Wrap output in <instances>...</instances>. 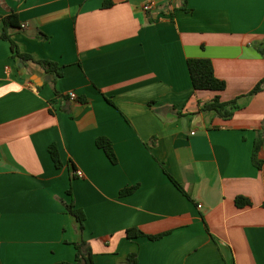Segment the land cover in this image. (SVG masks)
<instances>
[{
    "label": "crops",
    "instance_id": "obj_1",
    "mask_svg": "<svg viewBox=\"0 0 264 264\" xmlns=\"http://www.w3.org/2000/svg\"><path fill=\"white\" fill-rule=\"evenodd\" d=\"M12 11L21 52L62 76L14 57L0 17L2 264L73 262L81 241L94 264H264V87L248 95L264 78V0H0ZM191 57L210 58L226 88L195 89ZM216 95L238 99L231 117L201 109Z\"/></svg>",
    "mask_w": 264,
    "mask_h": 264
},
{
    "label": "trees",
    "instance_id": "obj_2",
    "mask_svg": "<svg viewBox=\"0 0 264 264\" xmlns=\"http://www.w3.org/2000/svg\"><path fill=\"white\" fill-rule=\"evenodd\" d=\"M187 3V0H184V4ZM113 4V0H103V6L104 7H110ZM2 18V21L4 23V30L2 33V37L4 39H7L12 44V49L14 52V57L17 59L27 60L32 59L36 62H38L45 70L50 72H55L56 77L62 76V72L60 71V66L50 60L46 59H34V57L29 53L21 52L19 49L18 44L13 40L12 38V30L14 28H23L24 24L22 23L19 14L15 11H12L5 15H0ZM259 50L264 55V46L262 44L259 45ZM188 68L190 71L192 83L195 89H203V90H214V91H220L226 88L227 82L225 79H222L217 76L214 68L213 61L208 57H191L187 61ZM55 82V81H54ZM264 87V78H262L255 86L254 88L248 93V95H253L260 90H262ZM56 93L60 94L57 89ZM63 97H66V95H62ZM108 101L115 105L114 101L111 98H107ZM238 99H233L230 101H222L219 97V95H216L214 98L210 99L209 101L202 104L201 109L202 110H214L216 111L220 116L224 118H229L233 115L236 108H238ZM263 144V139L261 137L257 138L254 144L252 159L254 164H256L257 167H262V160L259 158V151ZM97 145L104 149L108 157L113 163L118 162V157L116 155L113 143L111 139H109L106 136H100L97 138ZM49 150L52 156V159L57 167L62 166V160L59 148L56 143H52L49 146ZM170 179L175 183V185L186 195L188 193L184 189L183 184L178 181L175 177H173L171 174H169ZM138 185H132L129 187H126L122 190L123 194H129L132 193ZM68 192L71 194L72 190L69 189ZM189 196V195H188ZM235 202L237 206L244 207L247 205H251L252 201L250 198L244 196V195H237L235 198ZM66 208L68 211L72 214H74L78 221L80 222L81 229L83 230L85 228V218L86 214L83 209L76 208L74 202L66 203ZM167 234V232L159 233V234H145L142 230H140L137 227H130L127 229V235L130 238L138 237L147 235L151 239H159L162 236ZM1 241V239H0ZM75 247L77 249L76 251V258L73 262L71 261H64L61 264H94L93 259V253L90 247H87L86 243L84 241L76 242ZM137 255L132 253L128 256V260L126 264H136L137 263ZM0 264H2L1 258H0Z\"/></svg>",
    "mask_w": 264,
    "mask_h": 264
},
{
    "label": "built area",
    "instance_id": "obj_3",
    "mask_svg": "<svg viewBox=\"0 0 264 264\" xmlns=\"http://www.w3.org/2000/svg\"><path fill=\"white\" fill-rule=\"evenodd\" d=\"M152 8H153V4H152V3H147V4L144 5V9H145L146 11H150V10H152ZM69 97L72 98V99H76V98H78V94H77L76 91H71V92L69 93ZM76 172H77V174L80 175V176L83 175V171L80 170V169H78ZM200 206H201V205H200Z\"/></svg>",
    "mask_w": 264,
    "mask_h": 264
}]
</instances>
